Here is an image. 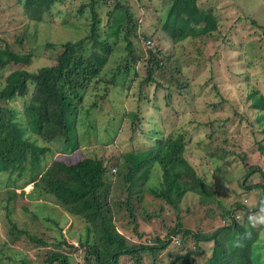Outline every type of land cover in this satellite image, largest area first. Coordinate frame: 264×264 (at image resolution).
<instances>
[{"label": "trees", "instance_id": "1", "mask_svg": "<svg viewBox=\"0 0 264 264\" xmlns=\"http://www.w3.org/2000/svg\"><path fill=\"white\" fill-rule=\"evenodd\" d=\"M199 1L162 0L163 6L168 5L165 19L158 16L157 25L145 30L141 21L144 15L137 16L130 0H85L77 12L86 17L90 14L88 33L78 40L61 43L62 51L57 52L53 62L36 71L25 68L33 60V49L21 54L8 43L0 45V69L11 67L1 74L5 81L0 82V190L5 173L9 179L28 173L25 184H33L29 196L52 199L80 217L86 224L84 240H80V247L85 248L84 264H126L127 259L131 264H143L150 259L151 264H264V224L252 225L248 221L249 215L259 214L264 202V163L255 161L258 154L264 156L263 89L248 82L247 88L242 89L245 99L240 102L247 101L255 114L251 110L245 113L249 116L246 118L236 112L239 122L246 118L252 127L253 140L248 141L239 126L232 133L227 127L231 118L227 116L218 128L213 125L209 141L201 148V171L192 160L194 148L186 133L170 130L164 114L175 95L185 97L190 105L194 101L196 104L191 79L180 77L183 66L178 60V48L184 50L182 43L187 40L195 43L199 38L203 42L214 35L222 36L215 10L202 8ZM67 4L68 0H20L11 8L12 13L20 9L22 24L18 29H24L27 39L31 25L58 21L56 13H60L61 5ZM106 6L110 8L106 12L108 26L103 29ZM156 10L157 16L161 10ZM253 24L264 30L256 19ZM70 25L75 26L63 17L60 26ZM131 35L149 40V47L146 50L134 47ZM118 38L126 42L129 53L108 74L110 62L119 52L115 46ZM165 40L169 42L167 49L162 46ZM89 41L92 43L87 48ZM19 42L24 45L23 40ZM48 45L57 46L53 42ZM242 48L246 52L245 44ZM195 49L204 56L201 46L196 45ZM145 59L146 74L141 76L135 65ZM247 62L251 66L256 64L249 56ZM258 66L264 75L260 62ZM211 72L208 82L216 80L215 69ZM95 82L105 83L104 93L96 94L95 100L88 103ZM116 85L134 89L130 100L133 103L119 117H112L115 121L104 129L107 133L104 138L93 141V148L86 147L81 160L68 163L58 156L48 163L46 158L54 143L62 154L82 149L79 125L85 117L89 119L92 108L102 105L98 96L103 102ZM212 88L220 92L216 82ZM160 94L167 100L164 106L156 102ZM220 96V103L224 104L226 98L221 92ZM17 97L24 98L21 113L10 104ZM147 104L160 114L158 118L153 111H145ZM96 126L90 123L87 127L97 133ZM234 160L237 169L232 166ZM224 169L228 175L216 178L217 171ZM154 170L157 173L150 176ZM146 179L156 180L148 189L159 203L153 210L144 204L145 189L135 190L136 183L142 184ZM232 181L233 194L225 200L222 190ZM251 191L261 193L255 205H250L246 197ZM15 193V189L11 190L8 200ZM21 193L26 191L23 189ZM189 195L199 200V212H205L207 218L217 223L220 219L221 223L211 230L186 228L181 205ZM135 197L140 201L139 209L134 204ZM140 220L145 224L160 221L165 231L147 238L149 234L140 231ZM117 222L132 228L138 240L122 233ZM32 239L46 244L42 238ZM60 242L61 246L67 243L65 239ZM171 245L169 260L162 259L160 253ZM49 252L45 264H71L72 256L66 252L52 249ZM19 264L29 263L26 258Z\"/></svg>", "mask_w": 264, "mask_h": 264}, {"label": "rangeland", "instance_id": "2", "mask_svg": "<svg viewBox=\"0 0 264 264\" xmlns=\"http://www.w3.org/2000/svg\"><path fill=\"white\" fill-rule=\"evenodd\" d=\"M85 0H68L67 5H61L60 13H56V19L58 21H51L49 23L33 24L29 27L28 37L24 38V29H18L21 26V13L20 9L15 13H12V5L20 0H0V45L8 43L11 49L15 52L26 54L33 49L34 57L30 65L25 68L30 71H36L42 66L50 65L53 62L54 56L57 52L62 51L61 43L69 40H78L84 37L88 31L90 14H79L77 8ZM112 2V1H111ZM134 10L137 11V16L141 18L143 23V29H153L154 24L157 25L158 16L165 19L168 5L163 6L162 0H130ZM110 4V3H108ZM199 6L202 8L213 7L215 14L219 18V29L222 32V36L214 35L208 37L205 41H200V38L194 43L193 40H187L183 42L185 49L181 47L179 49V63L182 67L183 74L181 78L191 79L189 82L193 84L192 92L196 93L195 101L190 105L185 97L174 96L171 104L165 109L164 114L167 117L170 130L184 131L187 135V139L190 140L193 150V162L201 171V163L199 155L203 154L202 146L209 141V136L213 131V125L219 127L221 120L228 119L227 127L232 130V133L236 131V126H239L240 133H242L248 141L253 140L252 127L247 123L246 118L249 117L245 113H250L251 109L248 107V102H240L243 99V90L247 88V83L257 85L264 91V75L263 70L259 68V62L264 69V30L261 27L253 24V19H256L259 24L264 26V0H200ZM67 7L70 10H66ZM110 8L104 7L103 12V29L107 28L108 14L106 13ZM158 14L156 16L157 10ZM66 10V11H64ZM57 11V8L54 9ZM244 16V17H243ZM248 16V17H246ZM13 17H15L13 19ZM63 17L70 20L75 26L63 27L60 26ZM242 18V19H240ZM15 21V23L12 22ZM115 22V21H114ZM111 33V30L109 31ZM108 32V33H109ZM113 38L117 36L112 35ZM223 36L225 38H223ZM133 41L134 47L139 50H146L149 47V40L145 41L143 38L139 39L134 35L130 37ZM20 39L23 40L24 45H20ZM119 42L116 44L118 53L112 58L107 73L111 74V70L117 66L122 57L129 53L126 49V42L122 38H118ZM48 42L56 43L55 48H51ZM86 47L91 46L92 41L87 42ZM161 44V42H157ZM154 44V41H153ZM163 48L167 49L169 42L167 40L162 43ZM247 47L246 52L243 51L242 45ZM201 46L204 49V56L199 54L195 49V46ZM155 46V44L153 45ZM57 47V49H56ZM141 52V51H140ZM248 56L253 59L252 66L248 64ZM211 60V61H209ZM259 61V62H258ZM145 62V63H144ZM143 63L136 64V70L141 75L146 74V59ZM213 63V64H210ZM256 65V67H255ZM134 68V67H133ZM216 71V82L220 92L226 98L224 104L220 103V92L217 93L212 88L213 81L208 82L211 70ZM135 69V68H134ZM133 69V70H134ZM11 70V67L0 69V82L5 80L1 78L2 73H7ZM184 75L186 77H184ZM122 80V79H121ZM256 82L260 83V86ZM104 82H95L88 95L87 102L92 103L97 97L96 94H103ZM98 86V87H97ZM134 89L125 90L121 85L113 86L107 93L105 99L98 101L102 103L100 107L92 108V115L84 118L83 124L79 125L80 136L84 146L81 150L74 151L73 153H61L56 143L53 144V150L48 153V163L58 156V158L68 163L76 162L83 159L86 147L93 148L95 143L93 141L102 140L107 134L105 128L111 126L115 121L112 117L120 116L121 113L127 108L132 100L131 95ZM27 96L26 98H28ZM191 99V97H190ZM158 105H165L167 100L162 94L157 97ZM18 112L23 111L24 98L17 97L10 102ZM134 103V107H135ZM244 106V108H242ZM146 112L155 113V117L160 116L156 113L154 108H151L150 104L145 105ZM239 111L246 118L244 121H240V116L236 115ZM255 114V111H254ZM253 114V115H254ZM252 115V116H253ZM83 116V115H82ZM256 116V115H255ZM254 116V117H255ZM253 117V118H254ZM23 117L20 116V119ZM176 125H173L172 120ZM239 122V123H238ZM255 122V121H254ZM96 124L98 129L97 133H94L92 129L87 127L89 124ZM258 128L257 125H255ZM259 129V128H258ZM218 130V129H217ZM171 131V132H172ZM218 134V132H216ZM261 137V134H257ZM250 143V142H249ZM245 146V142H244ZM249 147V146H248ZM236 158V157H235ZM237 160V159H236ZM236 160L233 161L232 166L234 169L236 166ZM255 161L264 163V156L255 157ZM240 168H238L239 170ZM217 170V169H216ZM215 170V172H216ZM157 171L154 170L150 176H154ZM216 178H222L224 175H228L227 170L217 171ZM25 177H18L14 175L13 179H9L8 173L1 177L2 189L0 190V264H19L21 259L28 260L29 264H45V257L50 254L49 250H55L59 252H66L71 257V264H84L85 248L80 246V240H84L86 229L85 222L78 216H74L67 212L63 207L55 203L52 199H37L34 196H29L28 192L33 188V184H25L29 179L28 173ZM214 174L210 175V180H213ZM152 178V177H151ZM150 179V178H149ZM146 179L142 184L137 182L136 189L144 190V204L148 207V210H153L159 206V203L154 200L151 192L148 191L150 184L156 182L155 179ZM233 182V181H232ZM227 188H224L223 197L227 200L231 194H233L234 182L228 183ZM15 189V195L9 199V193ZM25 190L26 193L22 194L21 190ZM125 195H122V197ZM249 199L250 205H255L261 196L260 192L251 191L246 194ZM11 196V195H10ZM227 196V199H226ZM135 206L139 207L140 201L137 197L134 199ZM200 202L194 195L187 196L182 202V222L186 228L189 229H205L211 230L213 227L218 226L221 220L218 219V223L214 219L206 217L205 212H199L198 207ZM168 208V207H167ZM241 219H243L241 217ZM56 221L58 223H56ZM154 221V222H153ZM151 224H145L140 220V231L147 232L150 237L152 235L161 234L164 230L163 224L160 221L153 220ZM155 223V225H154ZM122 233L124 232L128 238L138 240L136 234L132 228H128L123 223L117 222ZM153 225L155 228H153ZM21 230V231H20ZM42 238L46 241V244H40L32 238ZM67 243H63L62 240ZM72 244V245H68ZM173 247L171 245L168 249L163 250L160 253V257L165 260H169L168 251ZM173 250V249H172ZM175 253V251L173 250ZM161 259V260H162ZM152 259L145 260L143 264H151ZM126 264H131L127 259Z\"/></svg>", "mask_w": 264, "mask_h": 264}, {"label": "clouds", "instance_id": "3", "mask_svg": "<svg viewBox=\"0 0 264 264\" xmlns=\"http://www.w3.org/2000/svg\"><path fill=\"white\" fill-rule=\"evenodd\" d=\"M248 221L252 225L264 224V202L259 207V214H251L248 216Z\"/></svg>", "mask_w": 264, "mask_h": 264}]
</instances>
